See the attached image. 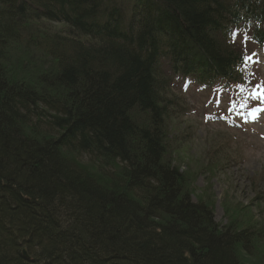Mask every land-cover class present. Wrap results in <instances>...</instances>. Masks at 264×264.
Here are the masks:
<instances>
[{
	"label": "trees",
	"instance_id": "16d2710c",
	"mask_svg": "<svg viewBox=\"0 0 264 264\" xmlns=\"http://www.w3.org/2000/svg\"><path fill=\"white\" fill-rule=\"evenodd\" d=\"M238 28L264 0H0V264H248L264 226L193 201L167 125L169 74L245 86Z\"/></svg>",
	"mask_w": 264,
	"mask_h": 264
},
{
	"label": "rangeland",
	"instance_id": "374dc122",
	"mask_svg": "<svg viewBox=\"0 0 264 264\" xmlns=\"http://www.w3.org/2000/svg\"><path fill=\"white\" fill-rule=\"evenodd\" d=\"M33 28L49 36L69 32L65 25L46 21L36 22ZM244 36L241 29L233 42L258 61L244 67L245 91L189 85V80L169 74L168 97L174 99L176 115L167 122L168 148L174 164L191 178L193 201L208 202L215 222L227 225L232 211L241 209L240 220H251L262 228L264 111L254 113L253 109L264 107V98L251 93L264 91V46H255ZM77 159L96 170L88 157ZM263 239L257 243L258 252L244 256L248 264H264Z\"/></svg>",
	"mask_w": 264,
	"mask_h": 264
},
{
	"label": "snow or ice",
	"instance_id": "6c2138e0",
	"mask_svg": "<svg viewBox=\"0 0 264 264\" xmlns=\"http://www.w3.org/2000/svg\"><path fill=\"white\" fill-rule=\"evenodd\" d=\"M245 39H247V37H245ZM255 54H253V56H254ZM244 61H245V63L247 64L248 62H258V61H254L253 60V57L252 56H244ZM257 87H260L259 85L257 86ZM239 88H240V90L241 91H245L246 89H245V86L244 85H240L239 86ZM251 95L252 96H259V97H261V98H264V91H261V92H253V93H251ZM261 111H264V107H258V108H255V109H253V112L254 113H258V112H261Z\"/></svg>",
	"mask_w": 264,
	"mask_h": 264
},
{
	"label": "water",
	"instance_id": "95a60500",
	"mask_svg": "<svg viewBox=\"0 0 264 264\" xmlns=\"http://www.w3.org/2000/svg\"><path fill=\"white\" fill-rule=\"evenodd\" d=\"M23 252L26 253V250H24Z\"/></svg>",
	"mask_w": 264,
	"mask_h": 264
}]
</instances>
